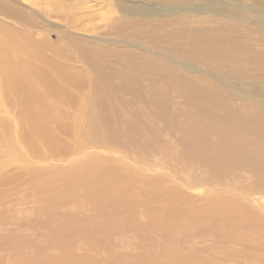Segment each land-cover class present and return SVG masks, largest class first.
I'll return each mask as SVG.
<instances>
[{
    "label": "rangeland",
    "instance_id": "374dc122",
    "mask_svg": "<svg viewBox=\"0 0 264 264\" xmlns=\"http://www.w3.org/2000/svg\"><path fill=\"white\" fill-rule=\"evenodd\" d=\"M95 1L0 0V264H264V0Z\"/></svg>",
    "mask_w": 264,
    "mask_h": 264
},
{
    "label": "bare ground",
    "instance_id": "6f19581e",
    "mask_svg": "<svg viewBox=\"0 0 264 264\" xmlns=\"http://www.w3.org/2000/svg\"><path fill=\"white\" fill-rule=\"evenodd\" d=\"M80 1V0H79ZM85 1V0H84ZM91 1V0H90ZM95 1V0H94ZM101 1H103V2H109V3H107V5L108 4H111L112 6H115V9L116 10H113L114 8H112L111 10L112 11H110V8H109V11L110 12H112V13H115V12H119V13H121L122 15H125V16H128V17H135V15H141V17H143V15H144V9L142 8V6H141V3H137V2H133V1H131V0H128V1H130V2H132L131 4H136V9H134V7L133 8H130V7H127V6H125L121 1H119V0H101ZM101 1H98V0H96L95 1V3H93L92 5H90V7H96V8H98L99 6H101L100 4H103ZM124 1V0H123ZM33 2V1H32ZM38 2V1H37ZM36 2V3H37ZM52 5H53V1H49ZM60 2V1H59ZM89 2V1H88ZM87 2V3H88ZM77 3V2H76ZM75 3V4H76ZM62 4H63V2H62ZM78 4H81V3H78ZM62 6V5H61ZM65 6V5H64ZM63 6V7H64ZM82 6V5H81ZM103 6V5H102ZM108 6H110V5H108ZM118 6H119V9H120V11L119 10H117V8H118ZM60 8H62V7H60ZM87 8V6L86 5H83L82 6V10L83 9H86ZM106 8V7H105ZM70 9V8H69ZM76 9H77V6H76ZM61 10V9H60ZM70 10H73V9H70ZM95 10V9H94ZM100 10V9H99ZM108 10V9H107ZM81 11V10H80ZM105 11V10H104ZM64 12V11H63ZM82 12H84V11H82ZM89 12V11H88ZM92 12V11H91ZM96 15L97 14H99L97 11H93ZM109 12V13H110ZM60 13H62V12H60ZM81 13V12H80ZM132 13H133V15H132ZM46 14V13H45ZM82 14H85V12L84 13H82ZM58 15H59V13H58ZM109 15L110 14H108V16H106L105 18H104V21H106V19L109 17ZM98 17H99V15H97ZM60 17V16H59ZM88 28H90V27H88ZM91 29H93V28H91ZM89 31V30H88ZM87 31V32H88ZM93 31V30H92ZM91 31V32H92ZM92 36V35H91ZM106 39V41H108L109 40V38H105ZM105 43V42H104ZM137 44H139V43H137ZM150 49V48H149ZM226 54V53H225ZM225 54H221V56H223V55H225ZM168 59H170L172 62L174 61V58L172 57V56H170ZM171 62V63H172ZM178 65H180V66H183L184 68H188L189 70H191V71H201L200 70V68H198L197 66H191V65H186V64H184L183 62H178L177 63ZM205 73H207L208 74V71L207 72H205ZM211 74V77L213 78V79H216V80H219L218 78H216V76H214L213 75V73L211 72L210 73ZM210 77V78H211ZM232 86V85H231ZM234 87V86H233ZM204 89H202V93L205 95L206 93H205V91H203ZM193 95V94H192ZM200 96H203V95H193V97H194V99L195 98H197L198 99V103L200 104L201 103V98H200ZM201 106V105H200ZM208 114V113H207ZM203 121V120H202ZM235 149H238V148H235ZM231 155H236V156H240L239 154H235L233 151H232V153H230ZM264 164V163H263Z\"/></svg>",
    "mask_w": 264,
    "mask_h": 264
}]
</instances>
